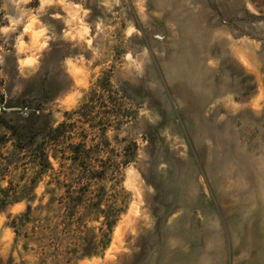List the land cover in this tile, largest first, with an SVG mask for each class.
<instances>
[{"label": "rangeland", "instance_id": "obj_1", "mask_svg": "<svg viewBox=\"0 0 264 264\" xmlns=\"http://www.w3.org/2000/svg\"><path fill=\"white\" fill-rule=\"evenodd\" d=\"M0 108V264H264V0H0Z\"/></svg>", "mask_w": 264, "mask_h": 264}, {"label": "trees", "instance_id": "obj_2", "mask_svg": "<svg viewBox=\"0 0 264 264\" xmlns=\"http://www.w3.org/2000/svg\"><path fill=\"white\" fill-rule=\"evenodd\" d=\"M0 120H1V117H0ZM1 124H2V122L0 121V125ZM61 128L62 127L60 126L56 130H54L53 134L56 136L61 131ZM12 135L16 136L15 148H17V150L22 151L24 154L30 152V150H32V148L38 147L37 146V140L40 136H42L41 133H37V132L35 133V131H33L31 133H26V132L23 133V132L18 131V130H13ZM35 153H36V161L42 167L43 170H46V169L51 167L49 155H48V153L45 152V149L43 147L42 148L39 147V148L35 149ZM69 196H71V195H69ZM21 197L19 196V197L15 198L13 200H10V201L8 198L1 199L0 200V209L3 206H5L6 204H9V203H12V202L19 200ZM79 202H80V198H79ZM113 214L115 215L116 213H113ZM114 215H113V217H114ZM117 219H118V215L114 217L113 221H109V219H107L108 220L107 226H108L109 230H112V227L117 223ZM89 255H91V253H89Z\"/></svg>", "mask_w": 264, "mask_h": 264}, {"label": "water", "instance_id": "obj_3", "mask_svg": "<svg viewBox=\"0 0 264 264\" xmlns=\"http://www.w3.org/2000/svg\"><path fill=\"white\" fill-rule=\"evenodd\" d=\"M0 111H1V108H0Z\"/></svg>", "mask_w": 264, "mask_h": 264}]
</instances>
